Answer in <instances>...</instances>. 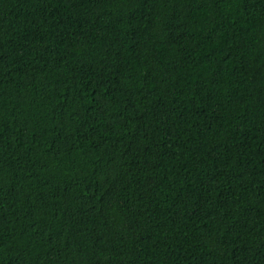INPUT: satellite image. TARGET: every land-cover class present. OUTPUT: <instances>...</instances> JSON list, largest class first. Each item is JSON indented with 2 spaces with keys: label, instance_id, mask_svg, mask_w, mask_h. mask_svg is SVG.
Masks as SVG:
<instances>
[{
  "label": "trees",
  "instance_id": "16d2710c",
  "mask_svg": "<svg viewBox=\"0 0 264 264\" xmlns=\"http://www.w3.org/2000/svg\"><path fill=\"white\" fill-rule=\"evenodd\" d=\"M0 264H264V0H0Z\"/></svg>",
  "mask_w": 264,
  "mask_h": 264
}]
</instances>
